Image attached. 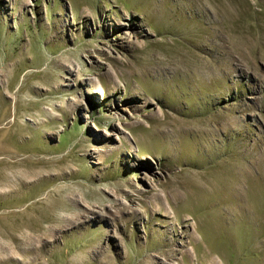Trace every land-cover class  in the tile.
Returning <instances> with one entry per match:
<instances>
[{
  "label": "rangeland",
  "instance_id": "obj_1",
  "mask_svg": "<svg viewBox=\"0 0 264 264\" xmlns=\"http://www.w3.org/2000/svg\"><path fill=\"white\" fill-rule=\"evenodd\" d=\"M0 264H264V0H0Z\"/></svg>",
  "mask_w": 264,
  "mask_h": 264
}]
</instances>
